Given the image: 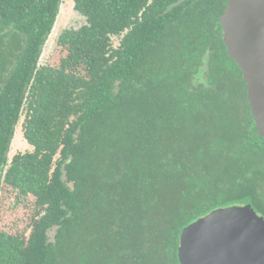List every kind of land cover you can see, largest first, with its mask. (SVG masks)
<instances>
[{
  "label": "trees",
  "instance_id": "obj_1",
  "mask_svg": "<svg viewBox=\"0 0 264 264\" xmlns=\"http://www.w3.org/2000/svg\"><path fill=\"white\" fill-rule=\"evenodd\" d=\"M60 1L0 0V264H179L181 231L212 210L264 217L227 0H72L85 23L40 65ZM18 130L28 149L9 157Z\"/></svg>",
  "mask_w": 264,
  "mask_h": 264
},
{
  "label": "water",
  "instance_id": "obj_2",
  "mask_svg": "<svg viewBox=\"0 0 264 264\" xmlns=\"http://www.w3.org/2000/svg\"><path fill=\"white\" fill-rule=\"evenodd\" d=\"M219 25L264 140V0H227ZM177 260L179 264H264V217L245 205L214 209L183 228L177 239Z\"/></svg>",
  "mask_w": 264,
  "mask_h": 264
},
{
  "label": "rangeland",
  "instance_id": "obj_3",
  "mask_svg": "<svg viewBox=\"0 0 264 264\" xmlns=\"http://www.w3.org/2000/svg\"><path fill=\"white\" fill-rule=\"evenodd\" d=\"M59 7L60 8H59L58 17L56 19V23L54 25V28L50 36L48 37L47 42L43 47L41 57L39 59L40 65H45V64L47 65V63H50L52 65L59 64L60 59L63 58L61 54L63 48H61L58 44H60L64 40V38H62L64 33L63 31H65L66 29L75 30L85 23L84 17L73 10L72 0H61ZM117 44H118V39L114 37L112 41V45L115 47L117 46ZM63 53H66V50H64ZM27 149H28V145L23 140L20 130H18L11 144L9 157L22 153ZM30 211H31V207L29 209H26V207L18 208L16 212V216L18 215L20 220L17 221L16 219L14 222L16 227L19 228L20 230L28 225ZM13 213L15 212L7 211L6 214L8 215L9 219L12 217Z\"/></svg>",
  "mask_w": 264,
  "mask_h": 264
}]
</instances>
